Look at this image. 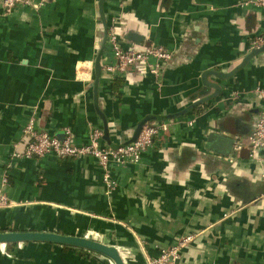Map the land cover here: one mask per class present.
Listing matches in <instances>:
<instances>
[{"label":"crops","instance_id":"1","mask_svg":"<svg viewBox=\"0 0 264 264\" xmlns=\"http://www.w3.org/2000/svg\"><path fill=\"white\" fill-rule=\"evenodd\" d=\"M40 1L0 6V189L14 202L0 210V232L88 237L118 248L126 264L193 235L179 264H264V151L254 159L248 146L264 109V53L230 78L214 75L250 54L264 10L243 0ZM111 26L124 49L172 52L159 78L141 66L107 70ZM31 118L60 139L69 130L77 146L99 129L108 148L131 143L146 118L169 126L137 164H110L117 186L108 193L93 157L15 158ZM211 136L232 139V149H213ZM0 264L114 263L27 242L0 244Z\"/></svg>","mask_w":264,"mask_h":264},{"label":"built area","instance_id":"2","mask_svg":"<svg viewBox=\"0 0 264 264\" xmlns=\"http://www.w3.org/2000/svg\"><path fill=\"white\" fill-rule=\"evenodd\" d=\"M48 0H41L39 5ZM1 8L7 13L18 6L38 5L33 0H0ZM242 7H258L264 10V0H243L240 2ZM108 41L112 46L115 65L108 66L110 72H118L126 75L128 68L141 66L145 72L159 78L166 64L173 58L172 52L163 46L151 44L142 49H124L120 41L119 34L115 26H111L108 32ZM264 46V34H258L251 39V50L260 49ZM264 99V91L259 90ZM168 123L163 121L154 125L146 124L143 126L140 134L134 142L117 148H108L101 146L103 132L99 129H93L90 132L89 143L84 146H77L73 142L72 134L69 130L65 131L63 139L51 135L46 131L36 128L35 118H31L21 135V144L24 149L22 152L16 151L15 158H42L47 155H55L59 158H82L90 156L95 158L102 171L103 181L106 185L107 192L113 191L117 182L112 177L111 163L118 166L137 164L142 159V155L153 145L154 139L166 131ZM250 147V157L258 159V153L264 151V109L259 115L255 124L254 132L248 140ZM242 145L239 144L235 150H240ZM259 160V159H258ZM9 183L8 176L3 180L4 186ZM14 205L4 190L0 189V210L10 208ZM194 236H186L173 247L164 249L157 258H151L147 264H179L181 251L190 242Z\"/></svg>","mask_w":264,"mask_h":264},{"label":"water","instance_id":"3","mask_svg":"<svg viewBox=\"0 0 264 264\" xmlns=\"http://www.w3.org/2000/svg\"><path fill=\"white\" fill-rule=\"evenodd\" d=\"M105 0L100 1V6H103ZM107 31V29H106ZM128 39L135 38L133 34L126 36ZM264 53V46L260 49H255L250 52L249 55L243 60L242 64L238 66L236 69L232 70L227 74L223 73H214V75L227 79L230 78L242 68L245 64H247L252 58L255 56ZM152 118L144 119L136 128L133 141L134 142L138 135L140 134L144 125L148 124ZM161 120V119H160ZM158 120V121H160ZM162 121V120H161ZM209 142L211 143V147L216 150H219L225 154L228 153L232 149L234 141L232 139L224 138L221 136H211L209 138ZM27 242H38V243H52L63 246L75 247L84 249L90 252H94L97 254H101L108 259H110L114 264H126L125 260L120 253L119 249L115 246L107 245L102 243L101 241L94 240L88 237H77V236H67L53 232H0V244L8 245V244H22Z\"/></svg>","mask_w":264,"mask_h":264},{"label":"trees","instance_id":"4","mask_svg":"<svg viewBox=\"0 0 264 264\" xmlns=\"http://www.w3.org/2000/svg\"><path fill=\"white\" fill-rule=\"evenodd\" d=\"M151 125H154V124H151ZM65 248H67V247H65Z\"/></svg>","mask_w":264,"mask_h":264}]
</instances>
